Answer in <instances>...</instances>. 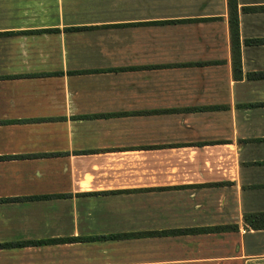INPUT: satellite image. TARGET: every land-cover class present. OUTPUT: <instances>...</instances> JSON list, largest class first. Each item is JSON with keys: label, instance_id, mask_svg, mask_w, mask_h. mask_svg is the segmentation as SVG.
Listing matches in <instances>:
<instances>
[{"label": "crops", "instance_id": "crops-1", "mask_svg": "<svg viewBox=\"0 0 264 264\" xmlns=\"http://www.w3.org/2000/svg\"><path fill=\"white\" fill-rule=\"evenodd\" d=\"M235 4L232 40L229 0H0V264H264V0Z\"/></svg>", "mask_w": 264, "mask_h": 264}, {"label": "trees", "instance_id": "trees-1", "mask_svg": "<svg viewBox=\"0 0 264 264\" xmlns=\"http://www.w3.org/2000/svg\"><path fill=\"white\" fill-rule=\"evenodd\" d=\"M230 8H229V19L228 25L230 30V35L232 40L237 38V14H236V4L235 0H229ZM233 43V42H232ZM37 198V197H33ZM244 218L248 221V223L256 228L264 227V212L262 213H254V214H246ZM127 236V234H111V235H100V236H88V237H68L67 239H108V238H120ZM47 240H37L35 243H46ZM21 242H13L8 243L6 245H20Z\"/></svg>", "mask_w": 264, "mask_h": 264}]
</instances>
